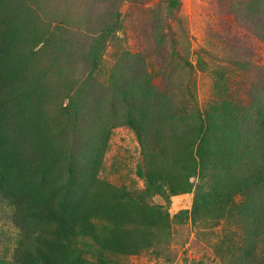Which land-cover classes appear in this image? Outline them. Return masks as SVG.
Here are the masks:
<instances>
[{
	"label": "rangeland",
	"instance_id": "obj_1",
	"mask_svg": "<svg viewBox=\"0 0 264 264\" xmlns=\"http://www.w3.org/2000/svg\"><path fill=\"white\" fill-rule=\"evenodd\" d=\"M166 3L167 0H0V73L13 79L17 98L18 92L29 91L28 100L22 102L21 94L15 103L37 119L31 122L17 116L10 106L9 127L17 123L32 129L39 122L33 138L39 143L37 152L46 156L51 150L49 132L59 131L55 138L63 147L79 158L98 161L100 164L90 167H97V178L132 193L143 209L121 226L136 241L135 251H104L101 258L96 252L98 247L87 243L82 253L86 263L81 256L76 264H264V236L253 232L257 211L250 206L254 200L247 208L238 206L244 196L236 195L234 204L223 196L208 199L209 184L214 179L211 176L204 180L191 176L193 186L183 193L171 195L165 189L163 195H145V180L137 170L139 166L151 169L154 164L161 177L167 178L168 187H180L188 174V167H184L189 159L178 137L181 128L198 124L192 119L195 111L206 116L213 105L221 102L236 111L247 103L249 91L259 94L264 87V41L252 31L259 2L180 0L172 12L166 9ZM112 23L115 30L105 39L94 74L93 86L100 90L87 104L95 110L87 117L89 125L79 122L74 135L68 127H62L64 119L59 109L86 74L91 38L107 26L114 27ZM91 31H96L93 37ZM117 64H129L122 72L126 81L123 85L129 88L124 86V90L135 93L128 96L142 106L143 115L160 108L159 117L165 123L162 132L151 130L158 120L151 117L152 113L141 119L144 140L154 137L158 143L149 157L143 154L134 130L114 119L120 113L119 102H113L119 85L110 90L109 83ZM109 95L111 101L107 99ZM99 112L102 114L97 124H106L109 130L104 143L91 125ZM148 119L153 121L148 123ZM86 127L85 135L82 128ZM58 164L54 177L61 180L59 176L65 172L63 164ZM228 171L242 175L236 167ZM219 178L227 181L226 174ZM199 191L206 197L194 206ZM11 202L1 199L0 203V262L6 264H15L14 249L21 238ZM146 204L159 207L169 215V221L145 233ZM146 241L151 244L148 246Z\"/></svg>",
	"mask_w": 264,
	"mask_h": 264
},
{
	"label": "trees",
	"instance_id": "obj_2",
	"mask_svg": "<svg viewBox=\"0 0 264 264\" xmlns=\"http://www.w3.org/2000/svg\"><path fill=\"white\" fill-rule=\"evenodd\" d=\"M257 1L260 8L254 13L256 17L252 31L264 41V0ZM179 5L180 0H167L165 7L172 12ZM112 24L114 27L107 26L96 37H93L96 31H91L93 38L87 47V66L84 67L86 74L80 81L79 88L68 95L66 103L59 109V114L64 119L62 127H68L74 135L79 122L89 125L87 117L95 110L90 109L87 104L90 98L95 97L94 92L100 90L96 85L93 86L96 83L94 74L100 65L105 39L115 30V23ZM128 66L129 64H117L113 69L115 75L110 77V90L119 85L113 102H119L120 113L114 119H120L122 124L134 130L143 154L149 157L152 150H157L158 143H155L154 137L144 140L142 134L145 127H142L141 119L144 116L149 118L151 113V117H158L151 129L156 133L162 132V125L165 123L160 120V108L153 105L152 108H156L143 115L142 106H138L135 99L130 98L135 93L124 90V86L128 88V84L123 85L126 81L122 72H126ZM92 90L93 93L90 92ZM28 92H18L17 98L13 79L0 73V203L1 199L12 201L11 204L16 209L14 221L21 229V238L14 249L15 264H76L82 259L83 246L87 243L89 247H98L96 252H99L101 258L104 257V251L116 254L135 251L136 241L127 236L128 229L121 227L142 209L132 193L116 189L110 183L99 180L97 167L91 169V165L100 163L70 153L55 138L60 135L59 131L53 129V133L49 132L52 134L51 150L46 156L42 151L37 152L39 143L33 138L34 128L39 127V122L32 129L17 123L9 127L12 107L17 116L26 117L31 122L35 119L15 103L21 94L22 102L28 100ZM107 99L111 101L112 96L109 95ZM246 102L236 111L225 108L224 102H221L213 105L206 116L196 110L192 119L198 120V124L194 128H181L178 137L181 148H187L185 156L189 159L188 165L184 167H188V174L183 184L180 187L176 185V188L168 187L167 178L161 177L154 164V169L139 166L138 173L145 180V195H163L165 189L171 195L183 193L193 186L191 176L201 177L203 180L211 176L214 179L209 184L208 199L219 200L223 196L232 202L236 195L244 196V202L238 206L247 208L254 200L250 208H254L253 211L258 214L254 215L256 227L253 232L255 235L257 232V236H264V87L257 96L249 91ZM101 114L99 112L94 117L95 124L91 125L96 128V135L105 142L109 130L106 124H97ZM150 121L153 120L148 119V123ZM155 124H160V127ZM87 128H82V133ZM87 133L88 131L85 135ZM58 163L63 164L65 172L63 176H59L63 177L61 180L54 177L53 170L59 169L55 166ZM235 167L241 170L242 175L228 171ZM220 174H226L227 181L221 180ZM231 180L232 183L227 185ZM220 189L225 192L220 193ZM198 193L194 198V206L198 201L204 202L206 197L203 192ZM143 208L148 211L144 221L145 233L169 221V215L163 213L159 207L146 204ZM146 243L149 246L151 241ZM251 257L247 255V258ZM83 261L86 263L87 260L83 257ZM0 264L6 263L1 261Z\"/></svg>",
	"mask_w": 264,
	"mask_h": 264
}]
</instances>
